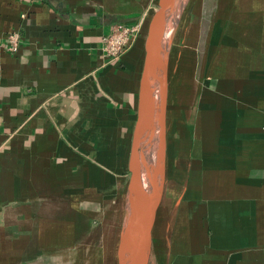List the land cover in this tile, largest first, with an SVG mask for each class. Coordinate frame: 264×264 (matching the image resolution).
I'll return each instance as SVG.
<instances>
[{"label":"crops","instance_id":"obj_1","mask_svg":"<svg viewBox=\"0 0 264 264\" xmlns=\"http://www.w3.org/2000/svg\"><path fill=\"white\" fill-rule=\"evenodd\" d=\"M157 1L0 0V264H117ZM173 27L148 264H264V0H189Z\"/></svg>","mask_w":264,"mask_h":264},{"label":"water","instance_id":"obj_2","mask_svg":"<svg viewBox=\"0 0 264 264\" xmlns=\"http://www.w3.org/2000/svg\"><path fill=\"white\" fill-rule=\"evenodd\" d=\"M174 1L158 0L146 27L137 117L128 161L125 216L117 249V264H148L149 261L151 232L165 180L167 22ZM155 69L159 86L157 96L153 97L152 74ZM151 149H154V156L150 155Z\"/></svg>","mask_w":264,"mask_h":264},{"label":"built area","instance_id":"obj_3","mask_svg":"<svg viewBox=\"0 0 264 264\" xmlns=\"http://www.w3.org/2000/svg\"><path fill=\"white\" fill-rule=\"evenodd\" d=\"M142 22L133 24L115 23L110 31L103 36V51L109 61L118 59L121 53L126 50L132 41L139 35ZM19 45V33L11 32L7 36L6 48L10 51H16Z\"/></svg>","mask_w":264,"mask_h":264},{"label":"bare ground","instance_id":"obj_4","mask_svg":"<svg viewBox=\"0 0 264 264\" xmlns=\"http://www.w3.org/2000/svg\"><path fill=\"white\" fill-rule=\"evenodd\" d=\"M176 1V3H175V8H174V10L171 12L172 14H170L169 15V18H168V22H167V34H169V33H171V32H169V29H170V31L172 30L171 29V27H172V25H174L175 24V22L177 21V19H178V16H179V9L184 5V2H185V0H175ZM170 27V28H169ZM173 28V27H172ZM157 92V91H156ZM156 96H157V94H156ZM150 155H152V156H154V149H151L150 150ZM145 179L147 180L148 178H147V175H146V177H145Z\"/></svg>","mask_w":264,"mask_h":264},{"label":"rangeland","instance_id":"obj_5","mask_svg":"<svg viewBox=\"0 0 264 264\" xmlns=\"http://www.w3.org/2000/svg\"><path fill=\"white\" fill-rule=\"evenodd\" d=\"M175 3H176V1L173 2V5H172V7H171V11H170V12H172V11L174 10V8H175ZM207 3H208V5H211L212 2L209 1V2H207ZM188 5H189V0H185L184 5L179 9V11H180L179 14H180V15H181V13H182L183 11H185V10L187 9V6H188ZM206 5H207V4H206ZM171 14H172V13H171ZM146 27H147V26H146ZM172 27H173V25H172ZM172 27H171V29H172L171 31H170V29H169V32H171V33L168 34V39L171 38V36L173 35L174 27H173V28H172ZM169 28H170V27H169ZM145 33H146V29H145ZM193 40H194V39H193ZM132 44H133V41L131 42L130 46H129L126 50H128V49L131 47ZM126 50H124L123 52H125ZM123 52H122V53H123ZM122 53H121V55H122ZM121 55H120V56H121ZM120 56H119V57H120ZM114 60H116V59H114ZM111 61H113V60H111ZM115 260H116V259H115ZM106 264H111L110 261H109V259H108V261H107ZM113 264H115V261H114Z\"/></svg>","mask_w":264,"mask_h":264}]
</instances>
